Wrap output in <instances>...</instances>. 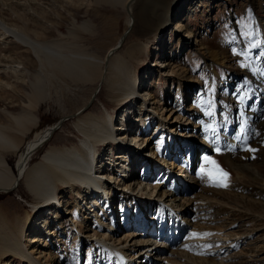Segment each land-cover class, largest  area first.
I'll return each instance as SVG.
<instances>
[{
    "label": "rangeland",
    "instance_id": "obj_1",
    "mask_svg": "<svg viewBox=\"0 0 264 264\" xmlns=\"http://www.w3.org/2000/svg\"><path fill=\"white\" fill-rule=\"evenodd\" d=\"M91 1L93 2V0H76L75 2H79L82 6L69 7L67 6V3L69 2L68 0H0V10L2 9V11L10 13L11 18L9 17L7 19L12 20V22L15 20L13 22L15 24V29L22 31L30 37V39L32 38V40L43 42V38L45 39L44 41H46L57 37L60 42L55 46V49L56 52L60 54L58 64H61L66 61V57L74 58V56H80L81 53L79 49H81V47L79 48V46L76 45L79 38L75 40L73 36L75 33H72V31L74 28L80 27L85 20H91L97 30H99L104 23L109 22L113 25L111 26L112 34L110 36L97 38L98 40L96 39L94 41V46L91 45L89 48V53L100 57L104 56V51L113 46L114 43L112 42V39L119 38V36L124 33L126 27L125 24L128 19L131 18L132 20V17L118 5L101 3L99 6H95V3L93 4ZM153 1L154 0H143V4H141V9L147 11V16L145 17L147 21H145V23L148 27L143 26L141 22H139L140 17L136 13L138 10H136L133 16L134 27L131 29V32L126 33L127 37L116 53V55L122 56L129 46H142V55L137 58V61H134L136 63L132 64L135 69L137 68L138 71L136 74L138 79L141 80V88H139L138 92L140 98L136 100V106L134 104H131V106H119L116 104L115 108V106L112 105L113 102L109 101L110 98L107 96L105 85L102 82L98 85H94L92 87L93 90L87 92L91 93L94 91L95 93L90 100H88L90 95L88 97L87 95H84L85 97L82 98L86 103L84 111L92 110L96 115L105 117L111 116L112 123L115 125L113 126V129H115L113 130V137L110 139L114 144H111L108 148V145L106 144L107 141H105L104 149H99L101 156L99 157V164H97L95 168V171H98L96 170L97 168H103L98 172L102 173L105 170L103 176L105 177L107 175L112 179H106L107 181L102 180L105 184L107 182V186H104L105 189L103 190H107L106 192L109 193L107 187L110 186V188L114 190L110 192V194H123L124 191H127L130 194L131 199L136 197L140 199H154L155 201L156 199L167 201L169 198L166 199V196L163 197L162 194H159L160 191H158V188L153 191L154 183L156 182L154 179L163 168L160 165L161 161L157 157V150L160 148L161 151H164V145L167 143L166 138H170L171 141L175 142L176 140H181V144L185 146L188 142L192 141L190 138H194L197 135L199 139L206 142V144H197L199 145V148L203 147L205 149L204 153L198 154L205 157L202 164L208 169V177L203 175L204 177L202 179H199L198 177H196V180L191 179L197 186H199V182H201V191L193 194V197L190 196L192 199H187L184 196V199H181V203L183 202V206L186 204L187 212L175 214H178V218L180 216L182 219H189L192 221L193 226L191 232H194L195 234L206 233V235H202L198 239H190L186 242L183 241L180 246L176 248L175 238L172 242L168 241L169 243H162L166 247H164L165 253H172L170 256H161L157 258L156 261L159 264H195L192 260L197 257L214 260V264H264V254H260V252H264V250H262V248H264V213H261L259 210H254V208H250L249 205L254 204L255 197L241 196L235 189L237 186L236 184H240L249 190H264V147L253 151V154L247 157L248 159H251V161H248L246 158H244L246 160L241 159L242 155H240V153L245 154L244 151L242 150V153L239 146H232L236 144V141L238 140L237 131L241 123L238 122L236 128H234L236 132L235 139L230 143L224 142V148L222 150L215 151L212 149L213 151H210L211 147L209 146H212V141L208 140V138H205L204 140V137H202L207 130L205 126L207 125L208 127V124L204 121H199L201 120L199 117L200 109L197 105H200L202 100V108L206 106V102L203 101V99L208 97V85L211 82L209 72L211 69H214L217 72L214 80L215 86H217V93L221 94V102H225L224 105H221V110H225V105L227 106L228 103L227 97H229V83L233 78L235 81L239 78L243 79L240 64V60L243 59L242 55L245 54V51L248 52L249 50L250 52L248 53H250L249 56L251 57L259 53L258 45L251 43L250 39L252 37L250 35L251 31L257 27L262 29L261 31L264 35V0H158V7L163 5L170 9L168 16L169 23H167L159 33L155 31V29L160 26L158 25V20L160 19L161 21L162 17L160 15L163 8H157L154 10L153 7H150ZM87 9H89V15L84 14ZM47 13L49 19L45 20L42 16ZM254 17L258 18L255 22L253 21ZM4 22L8 24L6 18ZM44 22L51 30L48 39H46L45 36H42L43 32L41 28H43L42 26L44 25ZM2 23L3 22H1V24ZM177 24L178 26H181L179 29H176V27H178ZM187 30H191L193 36L187 37L185 33ZM1 33L2 31L0 30V34ZM89 35H92L91 32L84 34L85 37H88ZM72 39L75 40V42L71 43L73 41ZM68 43L70 47L68 46ZM79 43V45L84 46L82 48L86 47L85 42ZM71 45H73V48ZM103 46L104 48L101 49ZM24 50H27V48L15 39L7 38V35L6 38L3 36L2 38L0 37V123L3 125L10 124L8 116H19L21 109L27 103L25 98V100L19 98V101L14 103L17 105L8 109V101L6 100L8 99V92H11L13 89L10 84H12V81L16 82V79L10 78V80H6L8 77L5 75L9 72V69L2 68L5 64H9L8 66H12V64L14 66L19 65L20 67V64L9 63L10 58L7 59L6 57L14 52L23 54L22 51ZM29 57L32 56L29 55ZM241 63L242 66L245 67L244 71L246 73L244 80L242 82L240 80V88H243L241 92L238 93V91H240L238 86L233 85L231 87V90H235L234 93H236L234 97V102H236L234 105L236 106L237 111V104L240 100V95L247 87H250L252 86L251 84H253L251 81V77L253 76L247 69L248 65L243 61H241ZM258 66H260L261 69H255L256 72H259V74L264 76V63ZM32 71L33 69L29 70V74L32 75L27 73L28 76L24 77L25 83L23 84L24 86L22 90L25 93H31L29 85L30 81L35 82L34 78L36 74ZM70 75L64 74L62 71L59 75H51L50 77H48L49 74L46 75L50 81L45 79L46 76L43 79L42 85L45 89L44 92L49 93L47 96L49 95L48 98L50 97L49 99L51 100L43 103L40 110L41 116L40 118L37 117L36 120L38 121L41 130L49 128L59 121L61 122L56 128L57 131L52 136V140L50 139L48 143L35 152L30 161V167L41 163L50 148L55 145L72 146L83 144L80 140L82 139V135L76 126L77 123L75 119L77 116L63 117L62 119L57 117L59 107L62 108V106H65V97L68 95H73L71 97H74V93L79 94L77 92H82L84 89V87L80 88L79 86L83 82L79 80V84H75L74 81L71 80L72 77ZM6 81L10 83L8 86L6 85ZM18 81H20V79ZM10 87H12V89ZM3 89H8V91ZM249 91L253 93L257 92L253 90ZM234 93L232 96H234ZM138 95L136 94V96ZM56 101H59V107L52 105V102ZM144 101L145 103L143 104ZM153 103L154 105H152ZM174 103L176 105H174ZM230 103L231 99L229 101V104ZM126 109H131L132 111L136 109L137 114L134 111V114L131 116V110L129 111ZM221 110L218 111V113H221ZM61 111H64V109H61ZM146 111L147 114H145ZM125 114L131 119L128 122H122L125 118ZM139 114H141L140 116H142L143 120L147 123L153 121L146 131H144V127L142 126L143 123L140 122V118L142 117H140ZM201 115L202 119H204L205 116L203 112ZM236 116H238V114ZM213 119L215 120V118ZM239 120H241V115ZM227 121L232 122L230 118H227ZM253 121H256V117L253 118ZM130 125L132 126L130 127L129 132L125 135L124 132H126V128ZM159 125L161 127H159ZM217 125L218 124L214 123V126ZM204 129L205 131H203ZM131 131H134V136H137L135 140L131 139ZM220 136V134L217 135V140ZM32 137L33 133L27 135V139L29 138V140ZM119 139L125 141V143L128 141V147L130 149H132L131 147H134L133 150H135V152L131 153L132 157H128V153L124 152L123 154L119 149H116V143L119 144V146L123 143L121 141L118 142ZM215 139L216 136L214 134V140ZM195 140L197 141V139ZM216 145L217 142L213 147H216ZM83 146H85V143ZM158 146L159 148H157ZM111 147L113 151L110 150ZM123 147L126 146L124 145ZM152 148L154 149L153 153H155L151 155L153 156L152 159H155V161H151V163L154 165L153 171L155 173L149 180V185L147 184V181H143L142 186L139 185V187L135 189V192L130 193L128 189H124L122 186L123 178H119V175L122 174V170L125 168L126 173L129 171V177L126 174H123V176L125 175L128 179L135 180V184L138 185L140 181H138V175L132 173V166L145 164L146 160L144 159L143 163H141V160L142 158L147 157L148 153L145 152ZM231 149L233 150L232 153L229 151ZM251 149H253V147H251ZM169 150L171 151V149ZM169 150L166 152L165 149L164 152L169 153L171 157L172 153L169 152ZM196 150L193 151L194 153L192 152L193 156L195 155ZM227 151L229 153H227ZM117 153L121 154L123 159H117L116 157L119 155ZM109 154L110 156L108 158L107 155ZM144 154L145 157L142 156ZM112 155L114 159L111 158ZM238 156L240 157L238 158ZM124 158L127 159L124 160ZM8 161L10 167L14 169L16 156L13 155L8 157ZM213 161L215 163H213ZM128 162L129 165H127ZM230 162L239 167H234ZM128 167H130V169ZM222 167H224V170ZM170 169H172V167L168 170ZM198 169V163H196L195 171ZM163 173L164 171L162 174ZM224 173H227L226 178L224 177ZM94 175L92 176L94 177ZM95 176H97V174ZM161 176H159L158 179ZM175 176L176 175L172 174L171 177L170 175L171 178H176ZM216 177H218L217 182H213ZM121 179L122 181L120 182ZM197 179L199 181H197ZM187 181H189V184L192 186L190 178ZM172 183L173 182H171L170 185ZM222 184H226L227 186H223ZM170 185L163 186V188H166L165 192H168ZM219 185H222V187ZM178 187L183 188V185ZM143 188H145V190L140 191V189ZM190 189L193 190L192 187H190ZM181 191H186V188ZM162 192L164 191L162 190ZM77 193L78 195L75 191L70 192L68 188H63L61 194L58 193L60 198L62 196L63 199L60 200L62 203L61 205L66 204L67 209L61 208V206L58 207L55 202H53L54 204L51 205L49 209H46L48 207L44 206L40 210L39 207L35 209L36 213L32 215V219L37 220L38 223L39 220L41 222V220L45 218V220H48V224H46L47 221L44 222V224L42 223V225H45L44 232L41 231L40 233V229H38L39 227L33 226L34 228L25 234L27 238H23V250L30 253L33 249L30 256L34 260L39 261L40 264H61L60 262H63L62 264H77L73 261L76 254H78V257L80 255V253H78L79 248L76 250V244L78 241H81L79 243L80 246L81 243L82 245H85L84 242H87L86 244H88V246L85 249L89 250L87 251V256L83 258V264L86 262L89 264H96L97 259L95 256H99L100 253L96 252L93 259L89 256V251L94 253L95 249L91 247V245L97 244L96 242H89V239L96 237L100 240L106 239L105 243H107V251L110 253L113 252L112 250H108L110 246H115V249L121 250L123 256H136L133 261L132 259H129L132 261V264H134V261H138L140 258L138 253L141 251L138 249L135 252V249H137L139 245H141L139 247H142V243L137 242L134 244V241L139 240V235L135 236V233L133 232L123 234V232H120L121 228H115L114 226L108 228L107 225H104V230H101L102 226L101 224L99 225L101 222L100 217L98 216L100 212L104 211V209L99 210L98 208L97 213L99 214L96 213L97 216H94L95 212H91L93 211L92 209L86 208L87 205L82 199L85 193L81 191L80 193L77 191ZM155 194L157 198H155ZM123 195L124 197L128 196L127 194ZM181 195H183V193ZM102 201L100 205H102ZM121 201L123 202L124 200L122 199ZM34 202L35 200L31 194L28 193L23 180L18 183L17 187L12 192L0 194V210L5 209L11 213L14 212L16 215L15 217L24 218L28 212H33L32 208L34 207ZM193 202H195L194 205ZM88 203H91V201L89 200ZM255 203L264 204V191H261L260 198L258 200L256 199ZM174 205L173 202L167 204V206ZM52 207H55V210L59 208L57 211L59 213L58 215L55 213L53 214L55 210L52 209ZM78 207L80 208L79 211ZM116 208L117 206L114 209L117 210ZM119 209L121 210V207ZM85 210L87 212H85ZM125 210L128 212L127 206L125 207ZM77 212L81 215L80 220V215L78 217ZM107 212L108 211H106V216L108 214ZM189 215L190 217L187 218ZM104 223L107 224L108 222L104 221ZM71 224L74 226L76 225L75 227H77V230L79 228L80 232L83 234V236H80L81 239L79 236H75ZM97 225H99V227H96ZM111 228L112 230L109 233L105 232L106 229ZM100 230L102 232H100ZM248 231L250 232V235H252L250 237L252 249L249 247L247 251L248 246L245 244L247 241L246 236L241 237L237 234H242L243 232ZM104 234L105 236H101ZM101 237H103V239ZM84 238L87 240L84 241ZM100 248H102V246L98 245V249ZM144 248L145 247H142L141 249ZM205 253H209L210 255H204ZM156 254L159 255V250ZM241 255L243 256L242 258ZM62 257L67 259L62 260ZM10 259L11 258H7L0 262V264H28L25 260L16 259V262H11ZM99 259L100 257L98 260ZM81 262L82 256L79 263ZM99 262L105 263L104 260ZM128 263L131 264L130 262ZM197 263L211 264L208 263V261H197ZM151 264H153V261Z\"/></svg>",
    "mask_w": 264,
    "mask_h": 264
},
{
    "label": "bare ground",
    "instance_id": "obj_2",
    "mask_svg": "<svg viewBox=\"0 0 264 264\" xmlns=\"http://www.w3.org/2000/svg\"><path fill=\"white\" fill-rule=\"evenodd\" d=\"M68 1L69 2L67 3V6H69V7H80V6H82V4H79V2H75L76 0H68ZM157 2H159V1L154 0L152 2V4L150 5V7H153L154 10H156L157 8H160V9L163 8L161 10L162 12L160 15L162 17L161 21H160V19L158 20V22H159L158 25H160V26L155 29V31H157L159 33L160 30L167 23H169L168 16H169L170 9L163 6V5H160L158 7ZM92 3L93 4L95 3V6H99V4H101V3L102 4L108 3L110 5H118L121 9H124L129 16L132 17V20H131V18L128 19V21L125 24L126 27H125L124 33L121 36H119V38L112 39V42L114 43V44L112 43L113 46L109 47L106 51H104V56H102V57L89 53V48L91 47V45L95 44L94 41L97 38L108 37L112 34L111 33V26H113V25H111V23H109V22L104 23L101 25V28H99V30H97L95 28L94 24L91 22V20H85L84 22H82L80 27H76L74 29L72 28L73 29L72 33H75V35H73L74 39L77 40L79 38L76 42V45H78L79 48L81 47V49L78 48L81 54L79 52H77L80 54L81 57L78 55L76 57L74 56V58L73 57H71V58L66 57V59H65L66 61L62 62L61 64H58L60 54H58L56 52V49H55V46L60 41L57 39V37L54 39H48V36L50 35L51 30L45 24V22H44L43 26L41 25L43 27V28H41V30L43 32L42 36H45V38L48 40L44 41L45 39L43 38V40H42L43 42L35 41V40H32V38L30 39V37H28L22 31L15 29V24L13 23L15 20H13V22H12V20L7 19L9 17L11 18L10 13H6L5 11H2V9L0 10V20H1L0 21V30L2 31V33H1L2 35L0 34V37L2 38V36H3L6 38V35H7V38L15 39L17 42H19L25 48H27V50L22 51L23 54L14 52V53H10V55L6 57L7 59L10 58V61L7 60V61H9V63H17V64H20L22 67L21 66L19 67V65L14 66L13 64H12V66H8L9 64H5L2 67V68H8L9 69V72H7L5 75L8 77L6 80H10V78L16 79V82L12 81V84H10L6 81L7 86L10 84L13 87V89H12V87H10L12 90H11V92H8V99L6 100V101H8L7 102L8 103L7 104L8 109L11 108L12 106H16L17 104H14V103L19 101V98H21L22 100L26 99L27 103L21 109V113L19 116H13V115L10 117L8 116V120H9L10 124L3 125L0 123V194L12 192L17 187L18 183L21 180H23L28 193H30L31 196L33 197V199L35 200V202L33 204L34 207L32 208L33 212L31 211L30 213L29 212L27 214L25 213L26 215L24 218L15 217L16 215L14 214V212L11 213L5 209L0 210V262L4 261L7 258H11L10 259L11 262H16L15 260L19 259V260H25V262H27L28 264H40L39 261L34 260L30 256L31 253L33 252V249H32V252H30V253H27L25 250H23V247H24L23 238H27V236L25 234L29 230H32L34 228L33 226H38L39 227L38 229H40V231H39L40 233H41V231L44 232V228H45L44 226L45 225H42V223L44 224V222L47 221L46 224H48V220H45V218H43L41 220V222L39 220L38 223H37V220L31 219L33 217L32 215H34L36 213L35 209L37 207H39V210H40L43 206L46 207L48 204L53 205L54 204L53 202H55L58 205V207L61 206V208L67 209L66 204L61 205L62 203L60 202V200L62 199V196L60 198L58 193L61 194L63 188H68L70 192L75 191L76 194L78 195L77 191H79V193H80V189H78V188H80V186H78V185L83 184V182H78L79 183L78 184V183L72 182V181L64 178L62 175H65V174L61 173V171H60L61 168H63L62 165H66V166L72 165L75 162L74 157H80L84 162L87 161V158L90 159V162H91L90 171H88V169H83V172L85 173V176L87 177V178H85L84 184H86V182L88 184L93 183L95 189H92V190H93V193L96 194V197H92V198L94 199L95 204L98 205V207H100V208H101L100 200L99 201L97 200V198H99V196H101L99 191L105 189L104 186L105 187L107 186V182L105 184L102 182V180H106V179L112 180L107 175L105 177L103 176L104 175L103 173L105 172V170L102 173L98 172L103 168H101V169L97 168L96 170H98V171H95V168H96V165L99 164L98 161H99V157L101 156L100 155L101 152H100V154H97V153H99V149H102V148L104 149L105 141H107L106 144L108 145V148L110 147L111 144H114V143H112V141L110 139L113 137V133H114L113 130H115V129H113V126H115V125L112 123V117L111 116L105 117V116H101V115H96V114H94V112L92 110L84 111V108L86 107V103L82 100V98L85 97L84 95H87V97L90 95L89 99L87 98L88 100H90L93 97V95H95V93H94V91L91 93H87V92L92 91L93 90L92 87L94 85H98L100 82H102L105 85V90L107 92V96L110 98L109 101L113 102L112 105L115 106V108H116V104L119 106H121V105L131 106V104L135 105L136 100H138L140 98V96L138 95V92H139V88H141V80L138 79V76L136 74L138 71L137 68L135 69L132 64L136 63L134 61H137V58L140 55H142L141 54L143 51L142 46L131 45L125 50V52L123 53L124 55H122V56L121 55L118 56V55H116V53H117L118 49L121 47V44L123 43V41L126 39V37H127L126 33L131 32V29H133V27H134L133 16H134L136 10H138V12H136V13L140 17L139 22H141V24L143 26L148 27V25L145 23V21H147L145 18L147 16V11L144 9H141V4H143V0H93ZM89 6H90V2H89ZM88 11H89V9L85 10L84 14L89 15ZM48 17H49L48 13L44 14L42 16V18L45 20L49 19ZM5 18L8 21V24L6 22H4ZM1 22H3V23L1 24ZM33 22H35V21H33ZM177 26H178V24H177ZM179 27H181V26L179 25L178 27H176V29H179ZM261 30L262 29L260 27H257L251 31V35H250L252 37L250 39L251 43H253L254 45H258L257 47H258L259 53L257 55L253 56L254 58H257V59L264 57V38H263L264 35H263ZM87 32H91L92 35L85 37L84 34L85 33L87 34ZM93 33H95V34H93ZM185 33H186L187 37L193 36L191 30H187ZM58 37H60V36H58ZM75 40H73L71 43L75 42ZM79 42H85L86 47L82 48L84 46L79 45L80 44ZM69 43H68V46H69ZM73 45H71V47ZM72 48H71V50H72ZM103 48H104V46L101 49H103ZM29 55H31L32 57H29ZM78 57H80V58H78ZM60 61H61V59H60ZM262 63H264V58L260 60L259 65H261ZM257 67H258V69H261L260 66H257ZM32 69H33L32 72L34 74H36V76L34 78L35 82L30 81V84L28 83L30 85L31 93H25L22 90L23 86H24L23 84L25 83L24 77H27L28 76L27 73L29 74L30 73L29 70H32ZM62 71L64 72V74H67V75L72 74V75H70L72 77L71 80L74 81L75 84H79L78 82H79V80H81L83 83L79 86H80V88L84 87V89L82 92L81 91L77 92L79 94L74 93V97H71L73 95H71V96L68 95L66 97L64 96L65 97V104H64L65 106H62V108L59 107V105H58L59 101L58 102L57 101L52 102V105L55 107H59L60 110L58 109V111H57V113H58L57 117H60L61 119L63 117L77 116L75 119V121L77 123L76 126H77L78 131L82 135V139H80V140L83 144L82 145L81 144L72 145V146H67V145L56 146L55 145V146L50 148L46 157L44 158V160L41 163L35 164L34 166L30 167L29 164H30V161H31L33 155L35 154V152H37L38 149L41 148L43 145L48 143L50 139L52 140V136L57 131L56 128H57V126H59V123L61 122V121H59L56 124L52 125L51 127L41 130L40 125H39L38 121L36 120L37 117L40 118V116H41L40 110L42 108L43 103L48 101V100H51V99H49L50 97L48 98L49 95L47 96V94H49V93L44 92L45 89L43 88L42 82H43V79L46 75L49 74L48 77H50L51 75H59V73ZM255 72H256V70H255ZM256 73L259 74V72H256ZM2 74H4V73H2ZM29 75H32V74H29ZM259 76H261L262 80H264V76L262 74H259ZM46 77H45V79H48V77L47 78ZM0 79H1V75H0ZM19 79H20V81H18ZM32 80H33V78H32ZM251 87H253V89H252L253 91H257L256 93H263V89H261L260 87L257 88V87L252 85L250 87H247L244 90V92L239 97L240 98L239 102L237 101L238 102L237 107H238V111L241 115V118H244L246 120V122L251 126V129L253 131H256V134H246L243 132V129H242L243 125L242 124L239 125L238 131H237L238 140L236 141V144H234L232 146H239L241 148V151L242 150L244 151L245 154L240 153V155H242L241 159L247 158L253 154V151H246L245 149L253 147V149L256 151L257 149L264 147V119H263V122L257 123V127H256V121H258L259 118H264V113H257V112L252 113L249 111V108L251 110V104L253 105V102H251L252 98L247 95V91L251 90V89H249ZM3 90H6V89H3ZM6 91H8V89ZM136 94L139 97L136 96ZM258 99H259L258 100V102H259L261 99L260 98H258ZM256 100H257V98H256ZM262 102L264 104L263 100H262ZM144 103H145V101L143 102V104ZM255 103H256V101H255ZM152 105H154V103ZM246 105H250V107H247ZM61 109H64V111H61ZM66 110H68V111H66ZM114 110H112V111H114ZM126 110H129V109H126ZM134 111L135 110H133V111L131 110V114H130L131 116L134 114ZM154 111H155V108H154ZM123 114H122V116H123ZM145 114H147V111ZM154 114H155V112H154ZM140 115L141 114H139V116ZM124 117H125L124 119L126 120L125 122H128L129 120H131V119H129V116L127 114H125ZM140 117H142V116H140ZM254 117H256V121H253ZM153 120H155V119H153ZM199 121H201V120H199ZM140 122L143 123L142 126L144 127V131H146V129H148L150 127V125L153 121L147 123L146 121L143 120V117H142V118H140ZM131 126L132 125H130L129 127L126 128L127 130H126V132H124L125 135L127 132H129ZM159 127H161V126L159 125ZM211 128H212L211 126L207 127L206 132H204V134H203L204 138H206V139L207 138L209 139L212 137L214 138V132L211 130ZM104 132H106V133H104ZM133 132L134 131H131V134H132L131 139L135 140L137 138V136H134L135 134H133ZM31 133H33V137L29 140V138L27 139V135H29ZM85 140H89L91 143L90 148H88V154L86 153L85 146H83L85 143ZM119 141L123 142L122 143L123 146L124 145L126 146L124 149L125 151L127 150L126 153H134L135 152V150H133L134 147H131L132 149H130L128 147L129 146L128 141H126V143H125V141H122L121 139H119L118 142ZM175 143L178 146H180L179 145L180 143H178L177 140L175 142V141H171L170 138L169 139L167 138V143L164 145V148H163L164 151L166 149V152H167L169 149L173 148V145ZM122 144H121V146H122ZM106 146H105V148H106ZM121 146H119V144H117V143L115 145V147H117L116 149H119L120 151L122 150ZM157 148H159V146ZM110 150L113 151L112 147ZM153 151H154V149L152 148V149L146 151L145 153H148L147 154V156H148V155L154 154L155 152L153 153ZM164 151H161V149L159 148V150H157V153H156L157 157L161 161L160 165L162 167H163V165H166V167L162 168L163 170L161 169L159 175L163 171H165V175L169 176L170 174H169L168 169L170 168L172 162L170 161V163H169L167 161V159H164V157H166V158L170 157V154L166 153ZM243 151H242V153H243ZM227 153H229V152L227 151ZM110 154L107 155L108 158H109ZM117 154H119V153H117ZM13 155L16 156V164H15L14 169L10 167V164L8 161V157L13 156ZM121 156L122 155L119 154V155H117L116 158L117 159H119V158L123 159V157H121ZM142 156L145 157V154ZM231 156H234V155H231ZM239 157L240 156H238V158ZM111 158L114 159L113 155ZM126 159L127 158H124V160H126ZM111 162H114V161H111ZM226 162H228V161H226ZM230 164L234 165V163H231V162H230ZM145 165H146V163H145ZM139 166H140V164L132 166V173L133 174H137V169L139 168ZM234 167L238 168L239 166L237 167V165H234ZM128 168L130 169V167H128ZM145 168H146V166L143 168V170ZM165 169H167V170H165ZM222 169L224 170V167H222ZM215 171H216V169H215ZM218 171H220V170H218ZM92 172H93L92 175L97 174V176L94 175V177L93 176L89 177V175H91ZM122 174L128 175L129 171H128V173H126V170L124 168V170H122ZM138 174H139V172H138ZM51 179L53 180V184L51 181H49ZM127 180L124 182L122 181V186L124 187V189H128L130 191V193L135 192V188H136L135 180H130V179H127ZM50 184H52V186H51L52 192H51V195L47 196L43 189L45 186L50 185ZM138 185H141V182L138 183ZM236 185L237 186L235 189L240 193L241 196H243V195L244 196H251V197L253 196V197H255L254 198L255 202H256V199L258 200L260 198L261 191H264L263 189H261V190L258 189V191L257 190H255V191L249 190L240 184H236ZM82 188L85 189V191H81V192L85 193L82 199L84 201V198H85V201H87V200H89L88 197L92 196V194L89 193V189H87L88 187L86 185H82ZM153 188H155V187H153ZM181 188L182 187H178L177 182H174L168 188V192H165V191L162 192L163 197L166 196V199L169 198L167 200V202H169V203L173 202V204H175L174 206H170V207L172 208L173 212L178 213V214H182V213L187 212L186 204L184 203L185 206H183V202L181 203L182 198L180 197V195L183 193V191H181ZM143 190H145V188L140 189V191H143ZM113 194L115 197V193H113ZM120 196H122V194ZM106 200H109V198H106ZM124 201H126V200H124ZM138 201H139L140 205H147L148 207L152 206V203L149 201V199L148 200L140 199ZM255 202H253L254 204L249 205L250 208H254V210H259L261 213H264V204H257ZM259 202H260V200H259ZM113 204L114 203H112V205ZM187 204H188V202H187ZM128 205L129 204L126 205L127 208H128ZM92 207L93 206H91V207L87 206L86 208L91 209ZM122 207L123 206H121V209H122ZM114 208L115 207H113V212H114L116 219H117V216H119V215L117 213V210H115ZM164 208H166V210L164 209V211H165V214L167 216V212H168L167 205ZM187 208H189V207H187ZM58 209L59 208H57L56 210L54 209L55 212L52 211L53 214L55 213L56 215H58L59 214L57 212ZM79 209L80 208L78 207V211H79ZM122 210L126 211L125 207ZM107 211H108V209H107ZM162 211H163V209H162ZM91 212H95L94 216H97L96 213L98 212V208H94L93 211H91ZM254 212H256V211H254ZM98 217H100V222H101L100 224L102 226L101 230H104L103 229L104 225H107L108 228L112 227V225H110V223L106 217V209H105V214H101V216L99 215ZM183 220H184L187 228L190 225H191V227L193 226L191 220H189V219H183ZM104 221H108V223L105 224ZM175 224H179L178 221H176ZM262 225H263V223H262ZM262 225H260V226H262ZM180 228L181 227H179V229ZM111 230H112V228L106 229L105 231L107 233H109ZM202 231H204V230H202ZM248 232H243L242 234H237V235H240L241 237L246 236L247 241H248V243H247V241L245 243L246 246H248L247 251H248L249 247L252 249V247H251L252 243L250 242V237L252 235H250V232L249 233ZM202 235L205 236L206 233L195 234L194 232H189V234L186 235L184 241L186 242L187 240H190V239H198ZM101 236H105V234L101 235ZM135 236H136V234H135ZM207 236H209V235H207ZM140 237L141 236L139 235V238ZM101 238L103 239V237H101ZM98 240H100V239H98ZM102 241L106 242V239H104ZM137 242L142 243V246H144L145 249H146V247L152 248L150 250H151V252L155 251L154 255H157L156 253L158 251L156 246H158V247L163 246V248L165 247V245H163L161 242L159 244L157 242V240H151L148 237L147 238L145 237L144 239L141 238V240H135L134 244H136ZM144 243L147 245H143ZM184 243H183V245H184ZM183 245H181V246H183ZM139 246H141V245H139ZM222 249H223V247H222ZM101 250L103 252V255L100 256V259L98 261L104 260V262H108L109 259H111V258H109L110 252L107 251V254H106V252L104 251L105 249H103V247L99 249V251H101ZM108 250H112L113 252H117V250H119V249L116 250L115 246H110V248ZM262 250H264V248H262ZM147 252H148V250H147ZM219 253H221V252H219ZM260 254H264V252H260ZM204 255H210V254L205 253ZM147 256H149V254ZM135 257L136 256L133 255V256H130L128 258L132 259V261H133V259ZM242 257L243 256L241 255V258ZM192 261L195 264H198L197 261H208V263L214 264V260L197 258V257L194 258V260H192ZM149 263H150V261H146L145 263L134 261V264H149Z\"/></svg>",
    "mask_w": 264,
    "mask_h": 264
},
{
    "label": "snow or ice",
    "instance_id": "obj_3",
    "mask_svg": "<svg viewBox=\"0 0 264 264\" xmlns=\"http://www.w3.org/2000/svg\"><path fill=\"white\" fill-rule=\"evenodd\" d=\"M210 114V113H209ZM246 151H255L254 149H251V148H248V149H245ZM206 159H207V157H206ZM213 163H215L214 161H213ZM222 171V170H221ZM224 177L226 178L227 177V173H224ZM223 186H227L226 184L225 185H223Z\"/></svg>",
    "mask_w": 264,
    "mask_h": 264
}]
</instances>
